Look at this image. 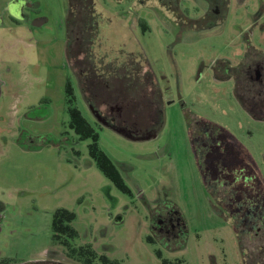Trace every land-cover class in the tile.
<instances>
[{
	"label": "rangeland",
	"instance_id": "rangeland-1",
	"mask_svg": "<svg viewBox=\"0 0 264 264\" xmlns=\"http://www.w3.org/2000/svg\"><path fill=\"white\" fill-rule=\"evenodd\" d=\"M9 1L0 0V56L13 67L0 98V259L81 264L52 238L53 214L67 208L76 214L71 242L120 264H264V235L235 224L242 208L264 211V118L242 106L228 77L240 73L248 96L262 88L264 0H91L93 55L109 70L120 65L118 76L136 71L163 100L156 134L144 137L110 128L86 102L88 84L67 59L71 0H24L21 22ZM68 78L131 193L70 127ZM158 204L180 212L183 237L152 230Z\"/></svg>",
	"mask_w": 264,
	"mask_h": 264
},
{
	"label": "flooded vegetation",
	"instance_id": "flooded-vegetation-1",
	"mask_svg": "<svg viewBox=\"0 0 264 264\" xmlns=\"http://www.w3.org/2000/svg\"><path fill=\"white\" fill-rule=\"evenodd\" d=\"M85 1V5H78L75 0L73 2L71 0L66 24L68 30L67 46L68 48H72V55L68 58L73 63V66L70 67L71 69L74 67L72 71L80 83L88 84L87 89L82 88L86 102L89 103V107L97 120L107 124V126L116 131L132 136L133 134L137 136L144 132L145 134L147 132L155 133L157 127L161 124L160 119L162 118L164 107L161 95L156 91H150L148 82H143L140 76L136 75V71L130 76H118L116 75V66L119 68L120 65H112V69L109 70L108 64H100L103 61L99 62L100 60L92 53L95 44L92 39L91 29L89 28L91 19L87 9L90 8L91 0ZM211 2L212 4L214 3L212 0ZM23 6L24 11L21 13V17L26 18V10L29 8L27 1H23ZM84 7L85 17L82 16L81 12ZM10 11L12 10L10 9ZM31 13L34 12L31 11ZM9 15L16 22L22 21L14 13L9 12ZM37 21L40 23L42 20L37 19ZM80 30L83 31L82 35ZM72 31L74 39H72ZM85 32L86 34H84ZM83 37L85 38L84 40L82 39ZM82 53L85 54V57L81 56ZM4 55L1 54L0 56V67H2L0 70V98L5 94L4 87L8 84L7 80L5 81L2 77L4 73L7 74L11 65V61L7 62L5 59L7 56L4 57ZM107 66L108 68H106ZM125 66L127 65L123 64L122 67ZM131 66H133L132 63ZM258 68H261L260 65L256 68V78L264 88V71L263 74H260ZM76 69H79L81 74L77 73ZM86 94L89 95L88 98ZM102 106L105 108L102 109ZM154 116H157L156 120H154ZM129 121L132 122L130 123ZM142 136L144 137L145 135L142 134ZM243 216L244 218L240 221L242 225L254 229L257 235H264V222L259 216L250 217L246 213ZM152 218V230L163 238L183 237L186 232L185 220L181 217L180 212L174 208L169 210L158 204L152 211ZM51 261L54 260H48V262Z\"/></svg>",
	"mask_w": 264,
	"mask_h": 264
},
{
	"label": "trees",
	"instance_id": "trees-1",
	"mask_svg": "<svg viewBox=\"0 0 264 264\" xmlns=\"http://www.w3.org/2000/svg\"><path fill=\"white\" fill-rule=\"evenodd\" d=\"M236 91L239 96V88ZM65 92L69 103L70 127L74 129L81 139L91 140L88 146L89 153L98 168L117 188L125 193H131V189L126 184L120 170L112 158L101 148L99 131L75 104V88L71 78L66 81ZM239 97L243 99V96ZM75 218L76 214L74 211L67 208H59L54 212L52 219V238L56 243L64 245L68 257L81 264H120L118 260L111 259L106 254L98 253L90 244L76 246L71 242L78 236V231L73 226ZM16 262L17 260L7 257L0 259V264ZM162 264H181V261L163 258Z\"/></svg>",
	"mask_w": 264,
	"mask_h": 264
},
{
	"label": "crops",
	"instance_id": "crops-1",
	"mask_svg": "<svg viewBox=\"0 0 264 264\" xmlns=\"http://www.w3.org/2000/svg\"><path fill=\"white\" fill-rule=\"evenodd\" d=\"M23 1L24 0H11L9 1V4L7 6V9L6 11L9 10V12L11 13H14L15 15H17L18 17L20 16L21 17V13L24 11V6H23ZM10 5V6H9ZM10 9L12 11H10ZM3 14L0 13V25H3L4 24V18L2 16ZM68 45V44H67ZM10 48V47H9ZM12 50V49H11ZM10 51V50H9ZM12 52V51H11ZM67 52H68V46H67ZM67 59H68V55H67ZM69 61V59H68ZM239 67H243L242 66V63H241V66ZM237 67V68H239ZM264 66H262V69H263ZM12 63L10 65V68L9 70L7 71V73L9 74H12ZM2 69V67H0V70ZM21 69L24 70L23 66H21ZM247 72V71H245ZM240 74V73H239ZM239 74L237 75L236 74H230L228 77H233L234 80H235V92L237 94V89H238V79L237 78H240ZM263 74V73H262ZM246 75V74H245ZM12 76V75H11ZM257 80V79H256ZM257 82L255 80H252V83L254 82ZM260 84V82L258 83ZM251 89H254L253 87L250 88ZM249 92H252L250 91ZM256 91V90H255ZM247 92V93H249ZM263 92H264V88L262 87L257 93L253 94V96L249 95H245L244 93H242V90H241V93L239 96H243V99H241L238 94L237 96L239 97V100L242 104V106L247 110V111H254L256 114H258L260 117L264 118V95H263ZM259 111H262V112H259ZM22 146H24V144H22ZM225 186H227L228 188V185L226 184ZM263 210V209H262ZM261 209H258L255 210V211H252V210H247V209H244L242 208L241 210H239L238 213L235 214V224H237V226L241 225V223H239L242 218H244L243 214H248L250 217H254V216H259L261 218V220L264 222V211H262ZM263 215V216H262ZM260 220V221H261ZM261 221V222H262ZM263 226H264V223H263Z\"/></svg>",
	"mask_w": 264,
	"mask_h": 264
},
{
	"label": "water",
	"instance_id": "water-1",
	"mask_svg": "<svg viewBox=\"0 0 264 264\" xmlns=\"http://www.w3.org/2000/svg\"><path fill=\"white\" fill-rule=\"evenodd\" d=\"M6 264H62V263L54 262V261H51V262L39 261V262H30V263H6Z\"/></svg>",
	"mask_w": 264,
	"mask_h": 264
}]
</instances>
